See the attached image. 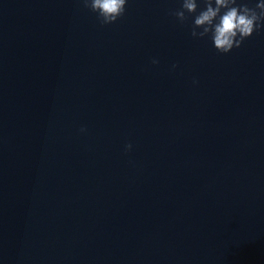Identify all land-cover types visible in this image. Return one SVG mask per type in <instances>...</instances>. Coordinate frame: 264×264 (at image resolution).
Here are the masks:
<instances>
[{
    "label": "clouds",
    "instance_id": "clouds-1",
    "mask_svg": "<svg viewBox=\"0 0 264 264\" xmlns=\"http://www.w3.org/2000/svg\"><path fill=\"white\" fill-rule=\"evenodd\" d=\"M82 3L96 14L103 26L117 22L125 14L128 0H82ZM202 3L204 7L198 11L197 0H182L181 8L171 14L182 24L194 16L191 36H210L219 53H230L254 32L264 28V3H257L255 7L238 3V0H202ZM152 63L158 61L154 59ZM125 148L131 150L132 145L127 144Z\"/></svg>",
    "mask_w": 264,
    "mask_h": 264
}]
</instances>
